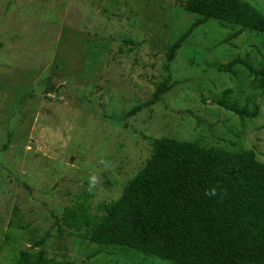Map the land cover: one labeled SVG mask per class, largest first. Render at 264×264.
I'll return each mask as SVG.
<instances>
[{"label": "rangeland", "instance_id": "374dc122", "mask_svg": "<svg viewBox=\"0 0 264 264\" xmlns=\"http://www.w3.org/2000/svg\"><path fill=\"white\" fill-rule=\"evenodd\" d=\"M188 1L0 0V264L26 249L78 264H172L59 232L55 216L105 215L156 140L252 150L264 163L259 81L241 64L219 69L238 59L262 69L264 34L209 20L171 61L201 19ZM243 1L264 12V0ZM162 86L160 101L128 117Z\"/></svg>", "mask_w": 264, "mask_h": 264}, {"label": "trees", "instance_id": "16d2710c", "mask_svg": "<svg viewBox=\"0 0 264 264\" xmlns=\"http://www.w3.org/2000/svg\"><path fill=\"white\" fill-rule=\"evenodd\" d=\"M185 9L201 19L172 46L171 61L209 20L264 34V12L243 0H189ZM240 64L254 73L264 92V67L254 70L238 59L219 69L231 73ZM169 89L160 87L153 100L131 109L128 117L150 109ZM219 104L242 118L258 114L225 100ZM59 214L54 225L59 232L69 230L96 245L172 264H264V163L252 150L233 152L164 138L155 141L152 157L105 215L93 216L85 207L78 212L59 209ZM49 234L35 246L44 245ZM12 264L78 263L26 249Z\"/></svg>", "mask_w": 264, "mask_h": 264}]
</instances>
